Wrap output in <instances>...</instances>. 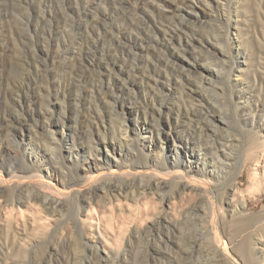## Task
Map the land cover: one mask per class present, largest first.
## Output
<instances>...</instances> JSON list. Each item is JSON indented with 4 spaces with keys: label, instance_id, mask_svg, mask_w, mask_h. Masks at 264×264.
Segmentation results:
<instances>
[{
    "label": "rangeland",
    "instance_id": "1",
    "mask_svg": "<svg viewBox=\"0 0 264 264\" xmlns=\"http://www.w3.org/2000/svg\"><path fill=\"white\" fill-rule=\"evenodd\" d=\"M165 1L168 19L185 21L181 24L190 39L185 48L176 46L174 50L187 52L190 64H207L204 44H213L215 27H224L207 19L199 29L191 20L179 19L171 11V0ZM235 1L231 0V12ZM138 3L0 0V178L4 181L0 183V264H226L224 259L218 260L221 252L217 259L213 257L205 233L209 212L202 207L201 172L206 141H211L221 157L232 153L228 161L222 157L218 162L212 154L205 158L209 166L222 164L215 189L224 212L217 225L225 243L220 250L232 253L240 264H264V188H253L254 171L256 180L260 179L263 166L255 158L264 157L259 132L264 118V0L248 1L231 18V24L236 18L250 34L246 77L262 80L261 89L250 85L245 96L252 108L258 107L246 116L233 107L227 93L222 95V80L210 86L215 90L207 87L195 97L196 78L176 72L181 74L174 77L178 85L147 108L136 87L129 92L128 84L135 86L136 78L127 79L122 71L131 66L135 69L143 60ZM191 3L198 11L210 10L208 0ZM199 39L204 41L202 45ZM225 44L233 55L243 49L232 35ZM154 45L145 40L143 47L152 53ZM155 51L163 60L169 59L165 48L158 46ZM105 72L118 83L111 80L104 88L100 79ZM228 75L232 84L243 81L231 70ZM96 88L103 94L92 93ZM187 93L197 109L182 106ZM204 112L218 125L212 139L207 136ZM103 131L105 135L100 134ZM171 131L190 138L188 147L197 157H184V163L189 160L198 169L187 173L147 157V144L155 141L150 133L162 139ZM102 140L116 147L115 159L126 166L115 174L113 185L132 189L120 193L100 190L108 173L99 169L104 163L97 153ZM156 142L158 148L164 146ZM109 157L114 159L112 154ZM135 166L139 169L130 171H140L139 175L128 180L119 177ZM10 170L22 179H10ZM87 173L92 180H86ZM182 173L185 179H178ZM186 182L199 188L197 195L190 189L179 193ZM154 183H160L161 189H140ZM233 187L235 209L223 203L231 197ZM29 194L51 196L47 201L28 200ZM51 197L60 205L51 207ZM88 197L90 205L83 201ZM242 197L246 205L240 211L237 198ZM93 210L95 216L90 220Z\"/></svg>",
    "mask_w": 264,
    "mask_h": 264
},
{
    "label": "bare ground",
    "instance_id": "2",
    "mask_svg": "<svg viewBox=\"0 0 264 264\" xmlns=\"http://www.w3.org/2000/svg\"><path fill=\"white\" fill-rule=\"evenodd\" d=\"M241 1V2H240ZM250 0H236L234 5H236L234 12L235 15H238V10H240V7L243 6ZM252 2L255 0H251ZM154 2H146L144 0H139L138 3V14H139V42H140V54L142 56V61L136 67L135 69L131 66L129 70L126 68L123 69V73L125 77H133L136 78L135 86H131V84H128L129 92H133V89L136 87V90L141 95L143 103L145 104L144 107L147 108V106H154L156 105V101H158V96L163 95L165 92H170L173 88L178 85V81L174 77H179V75L176 74V72L179 73H186L190 77L196 78V84L197 87L195 91H193V95L196 97L201 90L206 91L208 90L207 87L212 86L214 84L213 82L216 80H222L221 83V92L227 93L229 97L231 98L232 105L235 109H239L242 111V116H246L248 113H252L254 109H258L257 105H254L253 108L246 100V94L250 87L252 85H256V87L260 86V89L262 87V80L251 76V78H247V69L250 65L248 59H249V53L250 50V34L247 32V28L243 29L242 26L239 24L238 20L234 16L235 22L231 24V18L234 15L231 12V0H208L209 3V9H201L202 11H198V8L195 7L191 2L192 0H171L169 1V5L173 8L171 10L176 14L179 19L182 17V19H185L186 21H192L195 25H199V29H202V25L204 22L208 20H213L215 23L218 24V26L222 27H215L217 32L214 35V43H210L209 41L204 44V47L206 48L205 53L208 55L205 59L207 61V64H198L197 62H193L190 64V59L187 56L186 53L182 52H176L174 48L176 49V46L179 48H185L187 44H189L190 39H188L185 30L186 28L182 26L181 23L185 24L186 22H177L175 20L168 19L167 15L165 14L166 11H164L165 6L164 3H166L165 0H155ZM257 2V0H256ZM159 4V5H158ZM162 6V8H160ZM246 6V5H245ZM264 9V8H263ZM169 10V9H167ZM215 13V16L212 15V13ZM244 13V12H243ZM242 13V14H243ZM233 14V15H232ZM245 14V13H244ZM246 14L244 15V17ZM248 17V16H247ZM208 19V20H207ZM249 19V18H248ZM245 22V21H244ZM248 22V21H246ZM247 24V23H246ZM248 27V26H247ZM195 28V26L193 27ZM264 28V27H263ZM250 29V28H249ZM223 30V31H220ZM250 31V30H249ZM264 34V33H263ZM232 35V39H234V42H239V44L242 46L243 49L238 50L235 55L231 54V48L229 45L225 44L226 38H229V36ZM255 36V35H254ZM264 36V35H263ZM253 37V36H252ZM261 38V37H260ZM264 38V37H263ZM148 40V42H151L154 44H157L159 41L160 43L157 45H154L152 53H147L144 46V41ZM213 40V39H212ZM262 40V39H261ZM161 41H164V43L161 44ZM200 44H203V40H198ZM209 43V44H207ZM158 46H161L162 48L166 49L167 56L169 59L163 60V57L160 55L158 56L156 53V48ZM202 51V48H201ZM191 56L194 54L193 51L190 52ZM249 56V57H248ZM198 57L196 56L195 59ZM202 59V57H200ZM202 59L201 62L204 60ZM225 64H228L226 66ZM211 67H215L212 69ZM231 70V72L237 73L238 77H242L241 83L235 82L232 84L229 80L228 72ZM135 71V74H134ZM134 74V75H133ZM237 77V78H238ZM128 79V78H127ZM101 84L104 88L107 87V83L111 82L113 80L114 84H117L113 79V76L109 72H105L104 76H101ZM124 78L120 79L119 81H123ZM247 80V81H246ZM208 84H205V83ZM100 83V81H99ZM251 85V86H250ZM97 87V85H93V88ZM115 87V86H114ZM116 88V87H115ZM212 88V87H210ZM215 90L214 88H212ZM108 90V89H107ZM99 93L100 95L103 94V92H100V89L96 88L92 93ZM195 93V94H194ZM189 96H187L186 99L182 100V106L185 109H197V106L193 103L194 98L192 97L191 93H187ZM102 97H100L101 99ZM197 99V98H196ZM200 101V99H198ZM104 103L103 98L101 99V103ZM201 102V101H200ZM180 109V107L178 108ZM188 112L186 111V114ZM207 114L204 112V115ZM206 116V122L208 124L207 128V136L209 139H212L214 134L217 130V123L216 119H210ZM254 117V116H253ZM221 121H224L221 119ZM150 122V120H149ZM261 129L260 133L262 135L261 139L264 140V118L261 119ZM138 128V127H137ZM201 128V127H200ZM203 129L206 130L202 126V132ZM209 129V130H208ZM144 132L148 135V127L144 126ZM174 132L173 135H171ZM201 132V130L199 131ZM150 133V132H149ZM100 134H104L103 131L100 132ZM184 134V133H183ZM123 135L127 139V130L123 129ZM146 135V136H147ZM160 135V133H159ZM171 135V136H169ZM146 136L144 137L146 139ZM203 136V134H202ZM103 139H105L104 136H102ZM149 138L154 139L155 141H149L148 142V149L145 150L147 152V157H150L155 161L156 163H159L160 161L168 162L171 164V167L173 169L175 168H181L182 170L193 171L195 169H198V166H191V163L188 162L189 160H192L194 157H197V154L194 150H190L188 147L190 138L186 135H179L176 131H171L168 136H165L164 138H158L152 135L150 133ZM231 138V137H229ZM163 142L164 146L162 148L157 147V142ZM97 149L98 155L103 157V164H99V169H101L104 172H108L105 174L103 179L100 181L99 188L100 190L108 191H116L121 192L125 189H132L130 185H127L125 189L120 188L118 186L113 185V177L121 168H126V166H122L120 162L115 159V156L117 154L116 147L113 146L110 143L106 144L105 140L100 141ZM207 145L202 144V207L209 212L207 215V227L205 230L206 236L209 237V240L211 241L212 251H213V257L217 259V254L219 253V259H224L226 264H240L237 261V258L232 255V253H228L226 251L220 250V246L222 244V239L219 237L217 225L218 222L224 218V212L222 207V201L218 200L215 189L218 186V181L220 179L219 177V171L222 164H219L220 160L223 159L225 161H228L232 153H223V158L217 154L215 146L211 143V141H206ZM208 146V147H207ZM230 147L232 146V143H230ZM264 151V150H263ZM118 153L123 155L122 150L119 148ZM110 154L114 156V159L110 158ZM208 154L214 155L217 159V165L215 166H209L206 162V156ZM184 157L189 159L184 163ZM171 160V161H170ZM262 160V161H260ZM256 164L262 163L260 165H263L262 170V176L260 179H257V173L254 171V183L253 188H255L256 191H260L264 188V157H257L255 158ZM104 165V166H103ZM97 167V165H96ZM91 169L90 166H87V172H89ZM139 169L138 166L129 168V171H122L121 174L119 173V177H122L125 180H128L132 177H135L140 174V171H130V170H136ZM146 169V168H145ZM167 170V169H162ZM85 172V171H84ZM10 176V179L17 178V180H20L22 178H18V175L12 172V170L7 172ZM86 174V173H85ZM87 173L86 180H92V176L88 175ZM178 179H183V173L178 174ZM144 176L141 177V180ZM177 178H174L177 179ZM185 179V178H184ZM0 183H4V181L0 178ZM39 184V183H38ZM41 187L50 188L49 185H45L44 183H41ZM70 187V186H68ZM211 187L212 191L209 193L208 188ZM260 187H263L262 189ZM145 188V189H144ZM155 188L156 190L161 189L160 183H154L148 186L142 185L140 187L141 190L146 191L147 189ZM139 189V190H140ZM187 189H190L191 192H198L199 188L196 185H191L190 183L186 182V184L181 185L179 193L183 192ZM1 191V190H0ZM142 191V192H143ZM10 192H14V190H11ZM231 197L224 200L226 202L228 207H234V199L236 198V191L233 187L230 191ZM118 193V195H119ZM61 196V193L59 194ZM117 195V196H118ZM197 195V194H196ZM51 196V195H50ZM47 195L41 194L38 196V194L28 195V200L35 199V200H44L47 201L48 197ZM200 196V195H199ZM237 200L240 202L239 208L240 211H243L245 208V201L242 197L241 199ZM84 203H87L90 205L91 198H85ZM50 206L53 208L57 207L60 201L56 200L55 198L51 197L48 201ZM60 205V204H59ZM202 208V210H203ZM93 213L89 215L88 217L90 220L93 219L95 216V211H92ZM98 233L101 235L100 230H97ZM223 245L225 243L223 242ZM224 248V247H223ZM211 254V253H210ZM226 256V257H225ZM215 264V263H214Z\"/></svg>",
    "mask_w": 264,
    "mask_h": 264
}]
</instances>
